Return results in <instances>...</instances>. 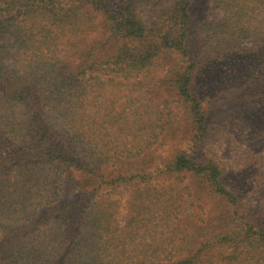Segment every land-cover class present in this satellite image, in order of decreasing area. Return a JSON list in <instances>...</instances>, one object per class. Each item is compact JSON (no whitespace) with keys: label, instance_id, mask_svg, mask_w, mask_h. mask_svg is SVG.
Listing matches in <instances>:
<instances>
[{"label":"trees","instance_id":"16d2710c","mask_svg":"<svg viewBox=\"0 0 264 264\" xmlns=\"http://www.w3.org/2000/svg\"><path fill=\"white\" fill-rule=\"evenodd\" d=\"M204 60L233 75L215 125ZM180 123L192 154L108 172ZM221 141L264 190V0H0V264H264Z\"/></svg>","mask_w":264,"mask_h":264},{"label":"rangeland","instance_id":"374dc122","mask_svg":"<svg viewBox=\"0 0 264 264\" xmlns=\"http://www.w3.org/2000/svg\"><path fill=\"white\" fill-rule=\"evenodd\" d=\"M201 13L200 11L198 16H201ZM193 43L199 47L200 41L196 33L193 37ZM203 63L205 65L202 66V75L200 80L198 78V83L200 81L207 87V100L204 102V106L210 108L211 111L208 113L210 114V124L215 125L224 118V113L227 111L225 107L229 109L231 106H234L233 103H231L230 96L233 75L229 73L227 68L220 65L222 63L214 64L215 62L206 60H204ZM238 111L242 112V110ZM245 113L246 110H244V114ZM189 133L190 131L187 125L185 124L184 127L183 123H180L166 133L161 138L158 145L139 158V160L135 161L130 166H124L118 169L112 168L108 172H116V170H118L116 173L126 176L137 173L148 174L154 172L158 167L166 163L178 150L192 154L193 151H191ZM255 150L254 148L248 149L241 146L238 141L230 143L221 141L219 148L216 146V152H218L221 161L225 164V168L227 169L226 177L228 178V183L231 184L235 182V184L242 187L245 198L252 206L250 213L253 215L258 214V216L264 218V190L258 189L256 185L257 177L252 171L256 172L257 168H253V170L250 169L252 168V160L257 158L260 154H252ZM246 155L249 156L247 159H245ZM213 204L215 203H211L209 208L213 207ZM197 213H199L198 221L207 220L206 216L203 214L201 215L200 212ZM213 215L216 216L217 214ZM211 224H215L213 219Z\"/></svg>","mask_w":264,"mask_h":264}]
</instances>
